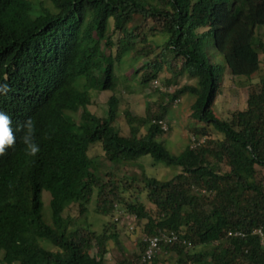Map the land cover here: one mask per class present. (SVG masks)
I'll return each instance as SVG.
<instances>
[{"label": "trees", "instance_id": "1", "mask_svg": "<svg viewBox=\"0 0 264 264\" xmlns=\"http://www.w3.org/2000/svg\"><path fill=\"white\" fill-rule=\"evenodd\" d=\"M34 1L0 0V83L11 89L0 98V111L11 117L16 134L15 147L0 158V264H106L102 256L115 230L73 226L64 215L71 203L85 212L93 193L98 213L106 215L118 202L144 220L143 235L172 231L184 240L161 246L173 255L172 264H264V251L251 234L256 227L264 231V67L248 85L244 108L222 119L211 110L222 75L204 49L209 41L230 75L260 72L264 39L256 28L264 26V0H48L49 6ZM139 17L151 21L152 32L135 40L136 26L130 24ZM126 54L152 56L139 68V85L163 67L174 83L185 80L163 92L168 101L155 110L148 102L142 115L124 110L123 136L112 125L114 96L107 98L104 117L86 106L88 90L113 88L112 66ZM184 93L193 96L190 117L204 122L189 133L206 138L172 154L156 140L164 132L158 121ZM78 110L75 122L68 112ZM29 117L40 147L35 157L26 155L17 131ZM212 132L218 135L209 138ZM95 142L110 163L149 155L179 172L165 180L141 173L137 180L103 182L87 155ZM41 190L49 193V223L42 219ZM142 192L152 211L141 201ZM228 230L244 234L226 236ZM205 244L212 245L188 250ZM141 246L133 259L121 257L117 264H142ZM147 261L156 264V255Z\"/></svg>", "mask_w": 264, "mask_h": 264}, {"label": "rangeland", "instance_id": "2", "mask_svg": "<svg viewBox=\"0 0 264 264\" xmlns=\"http://www.w3.org/2000/svg\"><path fill=\"white\" fill-rule=\"evenodd\" d=\"M33 3L34 0H29ZM42 5H50L48 0H42ZM130 25L136 26L134 32L136 33L135 40L146 33L150 35L149 28L153 25L151 21L143 18H137ZM256 36L264 39V26L256 28ZM137 47L142 43L137 41ZM115 48V47H114ZM114 48H111L112 52ZM207 57L210 62L216 64L222 75L219 90L211 105V110L219 118L226 119L231 112L241 110L245 106V98L249 84H254L258 81L259 75L262 73L264 67V52L259 53L260 72L252 74L249 78L243 75H230L225 65L222 54L212 47L209 41L205 42L204 46ZM158 49H155L157 51ZM152 56L147 58L132 55H124L121 59L115 62L112 66L113 70V83L115 84L112 90L98 91L90 89V104L87 109L97 117L105 115L106 100L109 95H114L118 99L117 115L115 116L112 125L118 129L120 135H128V127L125 123L123 110H128L131 114L142 115L146 102L150 103V109L155 110L156 104L166 103L168 98L163 95V92H171L173 89L183 83L182 79H178L174 83L169 79L170 73L163 67L158 76L150 80L145 85H139L138 77L143 72L139 69L144 64L148 63ZM138 71L135 73V70ZM142 71V72H141ZM141 72V73H140ZM193 83V80H187ZM83 82L82 79L77 80L78 84ZM193 96L190 93L182 94L179 99L173 100L166 105V110L161 119L162 124L166 125V130L156 137L157 141L162 142L164 147L172 154L178 153L188 142L192 139L193 135L189 133V127L192 125L202 126V120H196L190 117V104ZM80 110L71 113L68 112L75 122H78V115ZM210 127V126H209ZM141 133L144 132V127L140 129ZM217 133L212 132L209 138L215 137ZM198 143H202L206 137L193 136ZM88 155L92 158L95 165L96 176L103 182L117 183L119 178L125 180L133 177L139 179L140 174L143 173L148 177H153L158 180H165L171 178L174 174L179 172L178 166L164 165L161 162L154 161L149 155H142L134 160L121 161L115 164L109 163L103 156L100 144L95 142L88 146ZM124 195V194H123ZM48 198L49 194L46 190L41 192L42 201V219L49 223L48 211ZM141 201L143 202L146 210L152 211L153 206L145 200L144 193H140ZM118 204V202H117ZM115 211L110 210L106 215L100 214L95 210V193L91 195L90 201L87 204L86 211L81 214L78 213V206L75 203L69 204L64 215L72 218L73 226L88 227L89 230L99 232L103 226H107V230L111 232L115 230L117 234L115 239H108L106 243L107 252L102 256L106 264H117V260L125 257L128 261L133 259L134 254H138L140 249V241L142 240L143 231L142 224L144 220H137L133 215H128L121 205H117ZM114 225V226H113ZM39 244L46 249H54L47 241L40 240ZM214 244V243H212ZM212 244L197 245L188 248L189 251H199L202 249L210 248ZM142 247V246H141ZM90 254L95 253V248L89 250ZM156 264H172L173 255L171 253H164L162 247L156 253ZM147 261L143 264H149Z\"/></svg>", "mask_w": 264, "mask_h": 264}, {"label": "clouds", "instance_id": "3", "mask_svg": "<svg viewBox=\"0 0 264 264\" xmlns=\"http://www.w3.org/2000/svg\"><path fill=\"white\" fill-rule=\"evenodd\" d=\"M114 86H115V84H113V88H114ZM112 89H108V90H112ZM10 91H11V89L9 88V86H8L7 83H0V98H3L5 96H7ZM101 91H104V90H101ZM111 95H109V96H111ZM112 96H114V95H112ZM114 97L116 98L117 103H118L117 97L116 96H114ZM175 100H177V99H175ZM89 104H90V102H89ZM87 106H86V108H87ZM106 106H107V104H106ZM116 115H117V113H116ZM104 116L105 115H103L102 117H104ZM159 122H161V120H159L158 123ZM160 128H161V124H160ZM161 130H163V129L161 128ZM165 130H163V131H165ZM17 131L21 132L20 139H21V142L23 143V145L25 146V153H26V155H28L30 157H35L40 152V147H39V145L35 141L36 124H35V121L33 120V118L29 117L24 122L18 124L17 125ZM192 138H193V141H192V139H190V142H189L190 146H192L191 144L193 142H195L194 145H197L198 144V141L195 140L193 136H192ZM91 144H93V143H91ZM15 145H16V134L13 131L12 119H11V117L8 114H6L3 111H0V158L5 157L8 154V150L14 148ZM87 155H88V149H87ZM88 157L91 158L89 155H88ZM111 164H115V163H111ZM41 192H42V190H41ZM41 192H40V200H42L41 199ZM48 201H49V198H48ZM41 203H42V201H41ZM117 207H118L117 204L114 203L113 206H112V210L115 211L117 209ZM48 211H49V205H48ZM41 212H42V207H41ZM49 220H50V216H49ZM144 237H147V236H145V235L142 236V242H144L143 241V238ZM161 246L162 245H160V247ZM160 247H159V249H160ZM143 248H144V244H143L142 250L140 252V256H141V253L143 251ZM157 251L154 253V255H156ZM140 256H139V261H140ZM152 257L150 259H152ZM145 262H147V261H145ZM145 262H141L140 261V263H142V264L145 263Z\"/></svg>", "mask_w": 264, "mask_h": 264}, {"label": "built area", "instance_id": "4", "mask_svg": "<svg viewBox=\"0 0 264 264\" xmlns=\"http://www.w3.org/2000/svg\"><path fill=\"white\" fill-rule=\"evenodd\" d=\"M161 124V128L163 130L166 129V126L159 122ZM193 141V138H192ZM195 142H193L191 145L194 146ZM243 232L239 230H228L226 231V236H243ZM251 234H254L258 238V243L262 247L264 251V231L261 229V227H256L251 230ZM144 241V248L140 256V261L145 262L149 260L154 253L159 249L160 245H167L172 242H181L184 243V240H181L175 233L172 231L168 232H161L157 235H151L143 238ZM187 246L189 245L186 243Z\"/></svg>", "mask_w": 264, "mask_h": 264}]
</instances>
